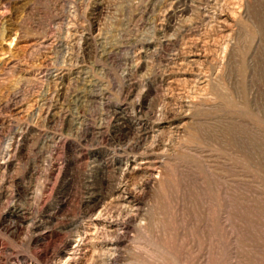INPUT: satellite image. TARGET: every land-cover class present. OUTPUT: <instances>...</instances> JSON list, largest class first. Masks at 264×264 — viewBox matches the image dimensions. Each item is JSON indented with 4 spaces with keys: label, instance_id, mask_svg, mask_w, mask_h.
<instances>
[{
    "label": "rangeland",
    "instance_id": "rangeland-1",
    "mask_svg": "<svg viewBox=\"0 0 264 264\" xmlns=\"http://www.w3.org/2000/svg\"><path fill=\"white\" fill-rule=\"evenodd\" d=\"M0 264H264V0H0Z\"/></svg>",
    "mask_w": 264,
    "mask_h": 264
}]
</instances>
